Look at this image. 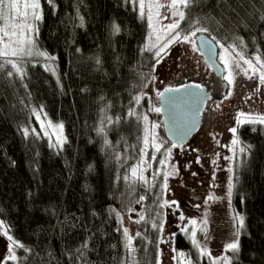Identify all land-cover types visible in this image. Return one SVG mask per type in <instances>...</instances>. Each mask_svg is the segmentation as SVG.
<instances>
[{"label":"trees","instance_id":"1","mask_svg":"<svg viewBox=\"0 0 264 264\" xmlns=\"http://www.w3.org/2000/svg\"><path fill=\"white\" fill-rule=\"evenodd\" d=\"M41 13L34 42L54 57L56 73L26 55L9 57L20 72L0 59V220L23 245L19 261L5 264H129L121 220L137 264H156L159 182L137 191L124 184L140 158L143 117L171 147L160 111L150 110L158 93L193 83L211 96L221 86L223 99L228 87L209 71L192 78L179 58L163 60L170 49L159 58V46L145 50L147 22L133 0H41ZM185 13L182 34L206 28L216 45L264 63V0H191ZM31 106L62 125L60 149L23 137L20 126L35 125ZM235 128L247 153L233 168L232 207L244 218L233 264H264V128ZM173 245L190 249L181 234Z\"/></svg>","mask_w":264,"mask_h":264},{"label":"rangeland","instance_id":"2","mask_svg":"<svg viewBox=\"0 0 264 264\" xmlns=\"http://www.w3.org/2000/svg\"><path fill=\"white\" fill-rule=\"evenodd\" d=\"M134 5L139 14L138 4ZM161 12L163 15H170L166 9H162ZM144 20L147 22L146 18ZM170 22L172 20L161 19L160 23L155 25L157 32L152 35L151 43L157 44L158 47L167 40L164 32L160 30V25H166ZM31 23H33L34 30L30 34L26 33L25 38L26 40L30 38L32 42L31 44L25 42L23 45L24 52L19 55L30 57L47 71L55 74L56 65L52 57L38 49L34 42L40 21H31ZM147 30L149 38L151 30L148 27V22ZM201 33L197 32L193 39L196 41L197 35ZM157 35L163 37L159 43L156 40ZM14 39H19V37ZM5 42H7V38H5ZM229 46L217 43L218 62L224 70L220 79L228 87L227 98L225 96L221 99L224 90H220L221 86L219 85L220 89L215 90L214 95L209 102L207 101L204 108L202 127L198 131L197 138L184 146H164L159 135L158 124L149 122V119L144 120V136L146 128L151 132V126L157 125L154 131L156 144L160 145V150L156 151L152 144V137L149 135L147 147H145L144 141L141 147V150L144 149V154L142 155L141 151L139 160L134 162L124 173L125 175L123 174L124 184H127L134 191L139 188L151 187L159 182L161 191L158 211L161 219L158 225L160 240L158 241L157 259H159L160 264H213V260L217 261V264H224L223 257L228 258V264L234 263L237 251L226 250V245L237 241L239 243L243 227L239 226L236 217L238 215L243 217V215L232 207V193L231 196L228 195L229 183L231 182L233 186V168L237 162L244 159L247 152L246 150L240 151V148H243L240 144L233 148V134L230 129L238 126L237 117L241 112L246 115H264V84L260 83L261 69L255 63V57L249 58L245 52H241L236 46L231 45L235 48V52H233ZM19 47V44H12L5 49L4 43H0V51H11L12 48ZM29 49H31V54H28ZM167 49L170 51L165 58L163 57V60H168L171 56L175 59L179 58L181 64H184L188 71L187 75L192 76V78L205 79L204 74L208 71L212 75L199 51H193L191 43H185L181 40L170 44ZM236 52L243 55L245 59L252 60L253 67L257 71L253 73L249 66L240 60ZM222 55L227 60L228 67H225V63L221 60ZM9 57L11 56H0V59L7 62ZM237 64H240V67H236ZM229 72H231L233 79L231 85L224 79ZM229 92H231L230 96L228 95ZM31 113L35 125L20 126L19 129L23 137L45 139L52 149H60L65 141L63 127L62 129L58 127L60 124L52 121L41 108L31 106ZM255 125L264 128V124ZM25 130H27V135H25ZM168 149H171L170 154ZM226 157H231V159H226ZM161 161L164 163L162 164ZM134 167L138 169L136 177L131 174ZM141 168L143 169L144 180L138 178ZM166 173L168 175L165 181ZM125 177L128 179L126 180ZM165 183L167 187H165ZM181 215L184 217L183 220L180 219ZM120 222H122L123 229L125 227L129 229L128 223L123 220ZM161 224L163 225L162 231L160 229ZM237 229H239L238 236L236 235ZM193 231H195V240L200 245L199 248L192 242ZM8 234L12 236L9 231ZM176 234H181L187 238L190 248L188 251H176L173 245V238ZM129 235L134 239L131 232ZM9 244L10 241L0 232V264L12 261L7 259ZM21 248L15 249L17 259L12 262L19 261ZM201 249H206L208 254L201 255ZM127 252L129 264H137L132 253H129L128 250ZM181 253L183 256L180 255Z\"/></svg>","mask_w":264,"mask_h":264},{"label":"snow or ice","instance_id":"3","mask_svg":"<svg viewBox=\"0 0 264 264\" xmlns=\"http://www.w3.org/2000/svg\"><path fill=\"white\" fill-rule=\"evenodd\" d=\"M48 3H52V0H48ZM134 4H138L139 8V14L141 19L146 18L148 22V27L151 30L149 33V44L145 45V50H150L151 48H156L157 44L151 43V37L154 33L157 32V28L155 27L156 24L160 23V20H172V22L163 25H160V30L164 32V36L167 37V40L159 46L158 50L155 52V56L157 58L161 57V54L165 52V50L168 48V46L172 43L178 42L183 40L185 43H191L193 46V51H197L196 41L193 39V37L196 36L197 32H206V28L201 27H195L194 31L182 34L181 31L178 29L180 28V23L185 20L186 13L184 9H186L190 3L191 0H133ZM162 9H166L170 15H163L161 12ZM42 19V13H41V0H0V43H4L5 49L9 48L12 44H19V48H12L11 51H0V56H16L20 53L24 52V43L27 42L31 44V39L28 38L26 40V33L30 34L33 32L34 27L33 23L31 21H40ZM115 27V26H114ZM115 31H119L118 27H115ZM16 37H19V39H14ZM5 38H7V42H5ZM163 39V37L157 35L156 40L157 43ZM213 39H215L213 37ZM217 43H219L217 41ZM229 48H232V51L235 52V48L233 46H229ZM227 51V50H226ZM28 54H31V49L28 50ZM40 55H46L45 53H39ZM236 55L244 62V64H247L249 68L252 70L253 73L257 71L255 67H253L252 60L245 59L243 55H241L239 52H236ZM54 59V57L52 58ZM221 60L225 63V67H228V62L225 60V57L222 55ZM12 65L14 69H16L17 72H20L21 69L17 67V65L12 62L11 60L7 61ZM157 63H159V59H157ZM255 63L260 66V74L259 79L260 83L264 84V63L261 62V59L259 56L255 57ZM236 67H240V64H237ZM247 73V70H245ZM11 75V73H9ZM224 79L228 82V84H233L232 74L229 72L227 76L224 77ZM194 87L199 88V85H195ZM168 91H179V89H165V92ZM159 96H163L164 93H158ZM228 95H231V92L228 93ZM227 98V96L225 97ZM135 102L137 105L140 103V97L136 96L134 97ZM156 112L160 111V108H154L150 109ZM129 115H135L134 110H130ZM37 119L39 120V116L37 115ZM143 119L146 121L147 116H144ZM245 123L250 124H264V115H246L245 113L241 112L239 116L237 117V125H242ZM43 127V125H42ZM51 127V125H49ZM62 129V125L58 126ZM157 127V125L153 124L151 126L152 131L149 132V130L145 129V136H144V143L145 147H147L149 135L152 137V144L155 147L156 151L160 150V145L156 144V136L154 129ZM230 131L233 134V140H232V146L235 148L240 141L239 138L236 136L237 128H231ZM27 130H25V135H27ZM47 134V133H45ZM107 143V141H106ZM177 145H173V147H176ZM245 149L240 148V151L243 152ZM142 155L144 154V149L141 150ZM169 154L171 153V149H168ZM155 157L153 156V159ZM226 159H231V157H226ZM143 163V161H142ZM163 164L164 161H161ZM215 163V162H214ZM231 171V169H229ZM139 179L144 180L143 176V169L140 170ZM138 169L136 167L132 168L131 174L133 177L137 176ZM167 173L165 174V181L167 180ZM127 180L128 177H125ZM165 187H167L165 183ZM232 184L229 183V192L228 195L231 196L232 193ZM141 200L144 199V197H140ZM175 203V201H173ZM167 204V202H165ZM162 207L164 205H161ZM131 211V209H130ZM117 216H119V213H117ZM181 220L184 219V217L181 215ZM236 219L239 221V226L242 228L244 224V218L242 216H237ZM140 220H144V216H140ZM139 222V221H137ZM122 223V222H121ZM195 223V222H193ZM153 227L155 228L156 225L153 224ZM160 229L162 231L163 225H160ZM8 228L7 225L4 224L3 221H0V232L3 233L10 241V244L8 246V252L9 256L7 259L15 261L17 259L15 254V249L18 247H23L22 244H20L18 241H16L11 235L8 234ZM137 236L140 235L139 232L136 233ZM236 235H239V229H237ZM124 236L126 238V244L125 248L129 251V253H133L135 249L132 247V240L133 237L129 235L128 228H124ZM192 242L196 247H200V245L195 240V231L192 233ZM82 247H87V244L85 243ZM226 250H231L233 252L238 251V241L237 242H231L226 245ZM27 251V249H26ZM79 251V249H78ZM206 249H201V255H207ZM183 256V253L180 254ZM224 264H228V258L223 257ZM157 264H160L159 259H157ZM213 264H217V261L213 260Z\"/></svg>","mask_w":264,"mask_h":264},{"label":"water","instance_id":"4","mask_svg":"<svg viewBox=\"0 0 264 264\" xmlns=\"http://www.w3.org/2000/svg\"><path fill=\"white\" fill-rule=\"evenodd\" d=\"M197 49L205 64L216 78H221L224 70L218 62L216 43L204 34L196 37ZM189 83L172 88L179 91H168L158 97L163 132L169 143L177 146L188 144L201 127L202 113L211 94L205 87H194Z\"/></svg>","mask_w":264,"mask_h":264},{"label":"bare ground","instance_id":"5","mask_svg":"<svg viewBox=\"0 0 264 264\" xmlns=\"http://www.w3.org/2000/svg\"><path fill=\"white\" fill-rule=\"evenodd\" d=\"M203 61H204V60H203ZM204 63H205V62H204ZM206 66H207V65H206ZM207 67H208V66H207ZM223 73H224V72H223ZM222 76H223V74H222ZM222 76H221V77H222ZM211 97H212V96H211ZM208 101H209V100H208ZM158 105H159V103H158ZM160 115H161V114H160ZM201 125H202V119H201ZM161 126H162V129H163L162 122H161ZM192 138H193V137H192ZM192 138H191V139H192ZM190 141H191V140H190ZM190 141H189L188 143H190Z\"/></svg>","mask_w":264,"mask_h":264}]
</instances>
